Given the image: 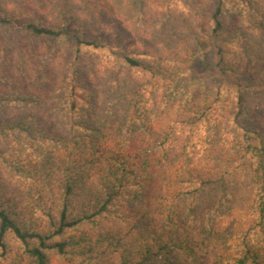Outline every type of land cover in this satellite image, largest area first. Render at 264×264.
Listing matches in <instances>:
<instances>
[{"label": "trees", "instance_id": "trees-1", "mask_svg": "<svg viewBox=\"0 0 264 264\" xmlns=\"http://www.w3.org/2000/svg\"><path fill=\"white\" fill-rule=\"evenodd\" d=\"M54 259L264 264V0H0V264Z\"/></svg>", "mask_w": 264, "mask_h": 264}, {"label": "rangeland", "instance_id": "rangeland-1", "mask_svg": "<svg viewBox=\"0 0 264 264\" xmlns=\"http://www.w3.org/2000/svg\"><path fill=\"white\" fill-rule=\"evenodd\" d=\"M39 43L45 45L48 48L52 45L53 40L51 38H42L35 41V44L37 46ZM185 68L189 70V73L191 75L211 72L212 75L211 77H209L211 82H215V80L219 79L218 66L216 65V57L214 55L213 50H207L202 56H199L193 62L186 64ZM96 69H97L96 70L97 74L100 75L99 72L105 71L106 67L102 65L97 67ZM98 75L95 76L99 79ZM52 264H66V263L58 262L54 259Z\"/></svg>", "mask_w": 264, "mask_h": 264}]
</instances>
